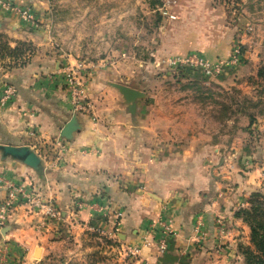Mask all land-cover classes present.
I'll return each mask as SVG.
<instances>
[{
    "label": "crops",
    "instance_id": "obj_1",
    "mask_svg": "<svg viewBox=\"0 0 264 264\" xmlns=\"http://www.w3.org/2000/svg\"><path fill=\"white\" fill-rule=\"evenodd\" d=\"M13 1L29 5L40 24H27L0 6V88L9 82L17 90L0 107V143L29 146L40 164L33 168L0 151V202L11 186L24 188L51 200L62 220L40 225L41 212L22 199L0 225V264H35L36 247L38 257H46L67 242L86 241L94 228L109 233L115 210L122 212L119 244L140 246L130 264L236 262L239 246L249 243V227L236 210L263 184L264 158L260 169L229 164L239 151L233 149L234 141L222 144L220 135L202 129L198 116L184 117L186 97L176 98L184 104L175 110L160 101V90H141L145 96L137 99L132 114L110 85L136 88L130 80L121 78L117 69H106L101 60L87 63L62 51L51 35L63 0ZM252 50L244 57H253ZM256 55L255 63L264 65V56ZM78 63L87 96L75 111L63 76ZM251 65L249 60L246 67ZM245 93L253 105H262L259 116H252L264 128V90ZM74 114L79 128L64 138L61 128ZM240 125L253 126L247 115ZM261 152L255 154L260 157ZM163 221L173 233L159 251Z\"/></svg>",
    "mask_w": 264,
    "mask_h": 264
},
{
    "label": "rangeland",
    "instance_id": "obj_2",
    "mask_svg": "<svg viewBox=\"0 0 264 264\" xmlns=\"http://www.w3.org/2000/svg\"><path fill=\"white\" fill-rule=\"evenodd\" d=\"M166 1L63 0L58 3L51 35L62 51L87 63L101 60L106 69H117L136 89L160 90L163 103L176 107L184 104L176 98L186 97L182 99L184 117L196 120L198 116L202 129L220 135L222 144L234 141L233 149L239 151L233 160L228 159L229 164L241 170L260 169L264 128L252 115L263 107L249 102L245 92L264 90V71L261 76L257 73L262 64L255 63L257 53L264 56V0H171L169 12L174 17L160 10ZM236 48L238 61L224 64L215 76L165 64L168 56L192 51L210 61L225 62ZM251 49L254 56L244 57ZM249 60L252 65L247 68ZM248 114L251 129L240 125ZM228 119L234 122L226 123ZM260 148L259 157L255 152ZM261 173L264 177V169ZM257 190L264 192V182ZM91 231L84 242H67L46 257L35 256V264H130L135 260L119 249L116 238H107L97 228ZM249 244L250 238L240 246ZM240 246L241 254L233 264H245Z\"/></svg>",
    "mask_w": 264,
    "mask_h": 264
},
{
    "label": "built area",
    "instance_id": "obj_3",
    "mask_svg": "<svg viewBox=\"0 0 264 264\" xmlns=\"http://www.w3.org/2000/svg\"><path fill=\"white\" fill-rule=\"evenodd\" d=\"M0 6L5 10L15 12L20 17V19L27 24L33 26H38L40 24L38 16L34 13L29 5H24L13 0H0ZM171 6V0H167L160 10L169 17H174L175 15L169 12V8H171ZM239 58L240 55L237 48L234 53H232L230 59L226 60L225 62L223 60L210 61L200 53L192 51L168 56V58L165 59V64H167L170 68L188 67L195 70H200L201 73L206 76H215L222 72L224 64H233L237 62ZM81 65V63H78L73 68L67 70L63 76L65 85L68 89L67 93L70 103L73 110L75 111L82 108V104L87 96L86 90L84 89L83 78L80 74ZM0 90V106H3L7 102L11 101L17 94L16 87L13 83L9 82H3ZM59 148L61 150V147ZM22 199H25L26 202L31 205V209H36L41 212L42 220L40 225H46L47 223H58L62 220L60 209L57 208L51 200H43L33 191L11 186L6 198L0 202V225L3 224L6 213L13 206H16ZM97 209L99 211H103V213L107 211V208L101 206L97 207ZM121 217V210L113 211V216L111 218L112 231L106 234L107 236L109 235L110 238H116V240H118L116 231L119 230ZM103 228L104 227H98L97 229L101 233H106ZM161 228V235L157 241V247L159 251H163L166 248L167 238L173 233V228L168 221L161 222ZM119 249L124 250L125 254L131 256L132 259H137L140 252V246L131 244L120 243ZM147 264L151 263L147 262Z\"/></svg>",
    "mask_w": 264,
    "mask_h": 264
},
{
    "label": "trees",
    "instance_id": "obj_4",
    "mask_svg": "<svg viewBox=\"0 0 264 264\" xmlns=\"http://www.w3.org/2000/svg\"><path fill=\"white\" fill-rule=\"evenodd\" d=\"M187 68L180 67L181 70ZM262 71L264 65L257 72L259 76L262 75ZM247 116L251 120L252 116L250 114ZM236 214L246 222L250 230V244L240 246L244 263L264 264V192L256 190L250 193L247 205L240 207Z\"/></svg>",
    "mask_w": 264,
    "mask_h": 264
},
{
    "label": "water",
    "instance_id": "obj_5",
    "mask_svg": "<svg viewBox=\"0 0 264 264\" xmlns=\"http://www.w3.org/2000/svg\"><path fill=\"white\" fill-rule=\"evenodd\" d=\"M110 85L115 87L120 92L125 103L127 104L128 111L133 114L136 109L137 99L144 97L145 93L139 89L121 82H110ZM78 128L79 124L77 121V116L74 114L61 128L60 135L64 138H71L72 133L78 130ZM0 151L4 155H9L17 158L33 168H37L40 164L39 156L32 149H30L29 146L26 145L14 146L7 143H0ZM3 231L4 230H1L2 233ZM38 251L39 247H36L34 256H39Z\"/></svg>",
    "mask_w": 264,
    "mask_h": 264
}]
</instances>
